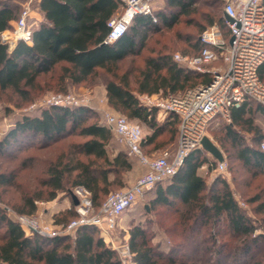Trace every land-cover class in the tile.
<instances>
[{
	"label": "trees",
	"instance_id": "16d2710c",
	"mask_svg": "<svg viewBox=\"0 0 264 264\" xmlns=\"http://www.w3.org/2000/svg\"><path fill=\"white\" fill-rule=\"evenodd\" d=\"M195 2L167 0L176 11H155L156 21L153 16L139 14L123 36L106 43L109 21L121 14L123 0H41L44 20L33 30L32 43L19 41L10 51L8 44L0 42V96L11 90L31 100L43 83L66 92L70 85L102 77L109 105L151 130L141 145L154 143L169 128L174 139L178 117L171 113L166 122L159 123L157 109L140 103L137 94H177L199 80L206 84L212 78L175 61L169 49L148 55L143 50L150 33L161 29L159 23L170 27L180 16L197 14L198 8L192 7ZM19 10L18 5L0 0V33L11 27ZM215 18H210L211 24ZM223 32L228 38L227 27ZM201 33L192 43V55L202 48ZM129 58L132 64L125 67ZM259 73L264 80V63ZM257 113L264 115V106L252 99L233 107L225 131L235 148L236 161L256 175H264V134L255 124ZM238 129L254 133L251 143ZM208 162L202 149L194 150L176 175L156 185L150 210L160 216L156 221L169 241L162 239L154 245L156 234L150 226L142 222L133 225L130 249L136 264H213L207 255L210 252L221 254L219 261L226 254L237 264H264V187L248 200L260 216L257 233L259 225L238 204L228 182L217 177L208 184L199 173ZM133 168L131 157L118 145L111 129L88 107L50 106L39 115L24 116L0 136V264H122L117 250L106 244L96 226L80 227L74 238L26 235L5 205L21 214H33L37 199L51 200L58 192L83 185L100 207L111 192L126 186V175ZM25 170H40L41 188L31 189L20 181ZM12 190L19 196L11 195ZM77 216L66 211L65 219ZM224 219L227 230L223 233L230 239L217 244Z\"/></svg>",
	"mask_w": 264,
	"mask_h": 264
},
{
	"label": "built area",
	"instance_id": "2783aa9c",
	"mask_svg": "<svg viewBox=\"0 0 264 264\" xmlns=\"http://www.w3.org/2000/svg\"><path fill=\"white\" fill-rule=\"evenodd\" d=\"M157 0H123V12L109 21L110 32L105 40L111 43L123 36L133 19L139 15L153 16ZM223 11L231 20L225 18L229 37L226 38L217 25L204 29L200 35L202 48L198 54L188 56L176 53L174 59L201 73L212 74V80L189 88L179 95L169 94L166 99L153 103L152 96L145 94L140 103L160 107L163 113H173L179 119L178 145L175 151L164 150L160 156L151 158L142 151L143 129L138 123L108 109H102L101 119L111 129L120 144L127 147L128 155L138 157L147 167L132 185L111 192L104 200L97 214H90L92 208L91 191L83 185L76 186L74 193L78 197L79 216L58 229L43 224L36 215L11 211L10 215L25 231L26 235L39 234L45 237L73 235L82 226H96L102 237H109L112 245L123 258L131 256L130 244L115 245L114 232L119 226L123 213L157 184L176 175L191 152L202 149V141L208 135L212 122L221 117L231 120V110L247 100H255L264 106V80L259 69L264 63V0H221ZM31 11L24 9L19 17L11 22V27L0 33V42L8 44L19 41L32 43L33 30L27 21ZM232 39V42L230 41ZM9 50L13 49L8 44ZM15 46L13 48H15ZM220 60L218 67L206 69L205 65ZM148 100L149 102L145 101ZM46 107L84 106L96 109L88 101L78 99L72 93H51L44 99ZM264 148V140L262 141ZM214 170L224 173L227 170L225 160L217 161Z\"/></svg>",
	"mask_w": 264,
	"mask_h": 264
},
{
	"label": "rangeland",
	"instance_id": "374dc122",
	"mask_svg": "<svg viewBox=\"0 0 264 264\" xmlns=\"http://www.w3.org/2000/svg\"><path fill=\"white\" fill-rule=\"evenodd\" d=\"M7 1L10 2L11 4H16L20 7L19 15L24 9H28L31 11V16L28 18L27 21V24L30 29L34 30L44 20L43 14L39 7V3L41 0H7ZM153 6H154V12L156 11L155 13L170 14L176 11V8L168 5L167 0H157ZM192 7L198 8L199 11L197 14L180 16L179 20H177V22H175L170 27H165L163 26L164 25L163 23H159L161 29L158 32L150 33V36L146 43V47L143 50V53L145 55H148L151 53H155L158 50L164 51L165 49H169V51H171L173 55L179 53L185 56L186 55L192 56V54L195 52L192 43L197 39L198 35L204 29L212 25H217L222 30V32L223 30L226 31L223 4L219 0H196V2L193 4ZM212 16L216 17L215 18L216 22L211 24L210 18ZM13 28L14 27L11 25L12 32L14 31ZM13 43L14 42L8 43L12 49H14L13 47L15 46V44ZM137 60L140 61L141 58L138 57ZM131 61L132 58H129L124 63V66L125 67L131 66L132 64ZM180 64L183 65L182 63ZM183 66L188 69L194 70L192 68L187 67L186 65ZM218 66H220V60L205 65V68L212 69L213 67H218ZM194 71L201 73L197 70ZM203 75H207L208 77L212 78V74L208 72L203 73ZM203 83L204 82L202 80H199L198 83L190 87L193 88L194 86ZM42 85L43 86L41 87H43V89L42 90L36 89L34 96L31 100L25 99L24 97L17 95L11 90L1 94L0 96V136L1 137L4 136L12 127H14L15 124L19 120H21L24 116L39 115L42 109L46 108V106L44 105V99L46 98V96L50 95L51 93H72L78 99H84L85 101L89 100L91 106L97 108V110L94 108L91 110L98 112L100 118H101L100 113L104 108L116 114L127 117L125 114L120 113L119 111H116L114 108H112L108 103V97H105L100 92V86L104 85L102 77H95L89 80L88 83L70 85L66 92H57L58 91L57 89L49 88L47 83H43ZM133 86H135V83H133ZM183 92L181 91L174 95H179ZM145 94L146 93L137 94L139 101H141V99L144 100L143 96ZM169 94H173V93H164L163 91H161L159 93L152 94L150 95L152 96L151 101L153 103H157L159 101L166 99V97ZM145 101L149 102L148 100ZM152 104H148L149 105L148 107H155L157 109V121L159 123L166 122L169 119L171 113H163L160 110V107L154 106ZM129 120L134 123H138L142 127L144 137H146L151 133V130L149 129L148 125H146L145 123L138 120H131V119ZM230 121L218 117L212 122L211 126L209 127L208 135H207L223 152L225 161L227 163V170L223 174L217 170H214L217 166L218 160L211 153H209L204 148H202V150L204 151V155L207 156L209 162L205 164L206 166L203 165L202 167H200L199 173L206 178L208 184H210L217 177H220L221 179H225L228 182V185L238 204L244 209L245 213L253 219V223L258 226L260 223L259 221L260 216L253 211V204L250 203L248 200L249 197H251V195H253L256 192H259V190H261V188L264 187V175L262 173H258L256 175L254 174L255 172L253 170L248 169L241 162L236 161L235 148L232 146L230 140L227 139L226 131H225L226 125ZM255 124H257L260 127L261 133L264 134L263 114L260 113L256 114ZM176 128H177V133L174 139H172L171 130L169 128V130L166 131L164 134H162L160 137H158L154 143L148 146L141 145L144 155L151 158H156L160 156L161 153L166 149L170 151H175L178 145V133H179V127L176 126ZM238 131L241 135L244 136V139L247 143H251L252 137L254 135L253 132H250L246 129L243 130L238 129ZM56 151L57 150H55L51 154L56 153ZM43 154H49V153L43 152ZM130 157L133 163L135 164L131 172L126 175L127 177L130 178L132 177L130 179L131 184L130 182H127L126 186L122 188H118L116 190H121L132 185L147 170V167L140 162L138 157L135 156H130ZM39 175H40V170H35V172H29L25 170L20 175L19 179L25 186H28L31 189H39L41 188V186L38 184V177H40ZM75 187L76 186L71 188L69 187L65 191L58 192L57 197L51 200H47L45 198L37 199L36 200L37 209L33 214L36 215L43 224L45 225L50 224L57 229L61 225L66 224L72 218L69 217L65 219L66 211H72L73 214L76 213L79 216V213L77 212L78 211L77 206L79 204L77 205L74 204L72 196L70 194V191H73ZM156 187L157 186L149 190L143 199L136 202L133 206H131L123 213L119 221V226L117 230L114 232L115 234L114 240L116 246H121L126 241L130 244L131 228L133 227V225L139 222H142L144 225L150 226L151 232L156 234V237L153 240L154 245H157L159 240L162 239L166 242L169 241L168 236L164 234V230L160 227L159 223H157L156 221L157 219L160 218V216L159 217L156 216L150 210V205H149V201L151 199L150 197L153 193V190L155 191L157 189ZM11 195L18 197L19 192L12 190ZM147 205L149 209H147L146 207ZM5 207L10 209L11 211H15L10 206L5 205ZM99 208L100 207L96 206L92 200V208L90 214L92 215L97 214ZM7 212L10 214L8 210ZM33 214H28V215H33ZM11 217L15 219L13 215ZM57 219H60V221L57 222ZM153 221H156V223H154ZM221 226L224 228V230H222V233L217 237L218 238L217 244H219L221 241L222 242L229 241L230 239L229 235L223 233L224 231L227 230L226 229L227 224L225 219L221 221ZM258 228L259 230L257 231V233L260 232L261 230L260 225L258 226ZM205 232L206 231L204 230L201 234H199V239L201 238L202 235H204ZM99 233L101 235L100 230ZM75 235L76 233L73 234L72 237L74 238ZM103 239L105 240L108 246H110L113 249H116L113 247L112 241H110L109 237H105V238L103 237ZM199 251H198V255H200ZM118 254L122 261V264H136L133 259L132 253L131 256L128 255L126 258H123L120 252H118ZM207 255L211 256L213 264H237L234 259L230 258L229 255L226 256V254L224 255L222 254L223 256L222 259H220V261L218 260L219 259L218 257H221V254L210 252Z\"/></svg>",
	"mask_w": 264,
	"mask_h": 264
},
{
	"label": "water",
	"instance_id": "95a60500",
	"mask_svg": "<svg viewBox=\"0 0 264 264\" xmlns=\"http://www.w3.org/2000/svg\"><path fill=\"white\" fill-rule=\"evenodd\" d=\"M224 17L228 20H231V18L224 13ZM232 42V39L230 40ZM203 148L211 153L217 160L223 161L225 160L224 154L221 151V149L208 137L205 136L203 141H202ZM70 194L72 196L73 202L75 205L79 204L78 197L74 194L73 191H70ZM147 209H149L148 205L146 206Z\"/></svg>",
	"mask_w": 264,
	"mask_h": 264
},
{
	"label": "crops",
	"instance_id": "0c3cea01",
	"mask_svg": "<svg viewBox=\"0 0 264 264\" xmlns=\"http://www.w3.org/2000/svg\"><path fill=\"white\" fill-rule=\"evenodd\" d=\"M123 10H124V8H123ZM123 12V11H122ZM121 12V13H122ZM43 14V13H42ZM43 18H44V16H43ZM222 62L220 61V64H221ZM100 92L105 96V97H107V89H106V86L105 85H103V86H100ZM114 138H115V136H114ZM115 140L117 141V139L115 138ZM117 143H118V141H117ZM118 145L123 149V150H125L126 152H127V147L125 146V145H123V144H120V143H118ZM128 153V152H127ZM130 156V155H129ZM135 165V164H134ZM204 166H206V165H204ZM136 168V167H135ZM129 178V181L128 182H130V184H131V178L130 177H128Z\"/></svg>",
	"mask_w": 264,
	"mask_h": 264
}]
</instances>
